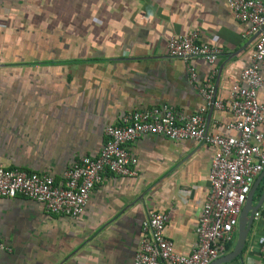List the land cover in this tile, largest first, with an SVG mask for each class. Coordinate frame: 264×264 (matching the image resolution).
<instances>
[{
    "label": "crops",
    "instance_id": "0c3cea01",
    "mask_svg": "<svg viewBox=\"0 0 264 264\" xmlns=\"http://www.w3.org/2000/svg\"><path fill=\"white\" fill-rule=\"evenodd\" d=\"M192 30L221 48L214 66L189 61L195 84L215 68L216 98L227 102L257 35L224 0H0V167L59 180L80 157L98 156L104 128L127 112L163 103L197 112L203 98L166 49L172 34ZM260 74L264 103V65ZM204 117L208 131L234 134L230 111L210 108ZM128 148L137 175L106 174L76 217L25 197L0 198V242L11 248L0 250V264H134L141 221L154 211L167 213L164 233L187 253L216 148L160 135ZM259 225L252 223L241 256L222 264H262Z\"/></svg>",
    "mask_w": 264,
    "mask_h": 264
},
{
    "label": "built area",
    "instance_id": "2783aa9c",
    "mask_svg": "<svg viewBox=\"0 0 264 264\" xmlns=\"http://www.w3.org/2000/svg\"><path fill=\"white\" fill-rule=\"evenodd\" d=\"M224 1L235 19L245 25L246 33L257 35L250 63L231 86L227 102L216 98V69L212 68L197 86L196 68L189 64L191 59L200 57L214 66L221 48L200 41L197 30L172 34L166 43L167 53L186 64L188 82L198 89L204 101L197 112L186 114L167 103L127 112L117 124L104 128L98 156L80 157L59 180L48 174L0 167V198L25 197L41 203L50 214L76 217L106 174L137 175V158L128 145L139 137L160 135L171 140H192L216 148L208 173L209 188L194 228L195 241L187 253L176 251L164 233L167 213L150 212L141 221L134 264H210L226 254L236 240L239 214L247 195L264 170V103L258 98L264 65V0ZM210 108L230 111L233 120L226 128L234 130V134L208 131L204 113ZM253 222L260 223L262 229L258 253L264 264L262 209L254 212ZM0 250L10 252L11 248L0 242Z\"/></svg>",
    "mask_w": 264,
    "mask_h": 264
},
{
    "label": "water",
    "instance_id": "95a60500",
    "mask_svg": "<svg viewBox=\"0 0 264 264\" xmlns=\"http://www.w3.org/2000/svg\"><path fill=\"white\" fill-rule=\"evenodd\" d=\"M263 181V188L260 192L257 202L253 203V197L260 183ZM264 202V170L255 179L248 195L246 201L241 209L238 219L237 226V237L234 246L231 251L220 256L219 258L213 260L210 264H222L234 260L241 256L242 249L245 244L246 237L253 223V215L256 210H258L262 203Z\"/></svg>",
    "mask_w": 264,
    "mask_h": 264
},
{
    "label": "trees",
    "instance_id": "16d2710c",
    "mask_svg": "<svg viewBox=\"0 0 264 264\" xmlns=\"http://www.w3.org/2000/svg\"><path fill=\"white\" fill-rule=\"evenodd\" d=\"M262 188H263V186H260L259 187V189H258V196H259L260 192L262 191Z\"/></svg>",
    "mask_w": 264,
    "mask_h": 264
}]
</instances>
